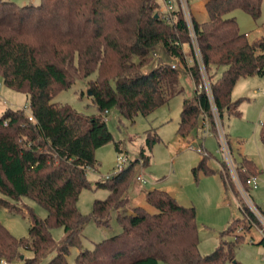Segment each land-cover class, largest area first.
Returning a JSON list of instances; mask_svg holds the SVG:
<instances>
[{
    "label": "trees",
    "instance_id": "1",
    "mask_svg": "<svg viewBox=\"0 0 264 264\" xmlns=\"http://www.w3.org/2000/svg\"><path fill=\"white\" fill-rule=\"evenodd\" d=\"M262 3L207 0L208 19L200 22L193 17L222 121L225 114H242L236 109L242 98H232L238 80L264 74V35L251 40L233 15L243 10L257 20ZM184 44L194 51L179 3L168 14L162 9V0H41L38 5L0 0V76L8 87L28 95L30 110L7 107L0 115V193L5 196H0V206L30 220L24 237H17L0 221L1 260L40 264L53 254L47 264L237 262L236 249L245 235L235 234L231 222L221 232L219 245L202 255L195 206L180 204L167 190L146 192L154 212L144 206H134L129 214L122 212L130 202L128 191L134 179L138 180L140 167L150 164L148 152L158 139L156 134L149 133L147 148L142 147L127 166L95 182L96 188H106L109 194L95 199L90 213L78 207L81 191L91 187L88 170L98 168L96 149L114 139L106 120L110 109L118 107L134 120L139 112L147 115L183 91L180 68L165 58L180 60L195 82L194 94L182 102L178 135L188 136L203 126L205 119L215 130L206 92L197 88L199 67L196 61L185 65ZM158 48L166 57L145 72ZM79 79H88L90 97L98 107L95 114H83L54 101L61 89ZM261 125L264 142V121ZM114 142L121 152L120 142ZM200 152L203 156L193 172H214L208 151L202 148ZM234 161L244 184L259 175L248 156L234 157ZM220 177L226 191L240 193L223 166ZM23 196L42 204L47 215L39 216L22 202ZM21 202L23 206H19ZM240 209L255 217L246 211L243 201ZM113 212H117L121 232L95 242L92 249H80L71 263L68 255L72 248L81 247L86 224L94 220L99 226H109ZM57 226L64 230L60 241L52 233ZM230 235L235 239H226ZM25 251L33 255L29 257Z\"/></svg>",
    "mask_w": 264,
    "mask_h": 264
},
{
    "label": "rangeland",
    "instance_id": "2",
    "mask_svg": "<svg viewBox=\"0 0 264 264\" xmlns=\"http://www.w3.org/2000/svg\"><path fill=\"white\" fill-rule=\"evenodd\" d=\"M19 5L40 4L41 0H9ZM178 0L166 2L162 0V9L169 6L176 9ZM193 17L202 22L208 19L205 1L188 0ZM242 31L249 33V38L254 40L264 35V0L262 12L259 19L255 20L249 13L243 10L234 11ZM185 50V65L189 66L195 62L194 51L188 44L183 45ZM193 47V46H192ZM166 57L164 52L158 48L151 64L144 67L148 72ZM166 62H172L180 68V86L183 91L170 98L162 106L156 108L147 115L139 112L134 120L127 118L118 107L110 109L106 116L107 124L114 139L96 149L95 155L98 159V168H90L87 172L91 187L84 188L79 196L78 207L81 212L88 214L93 209L95 199H103L109 194L106 188H96L95 182L105 179L107 175L114 173L127 166L130 160L135 159L142 147L147 148L149 133L156 134L155 140L149 154L150 164L141 166L138 173L145 181L134 179L128 196L129 204L123 207L125 214L132 213L134 206H144L149 211L156 209L146 201V192L158 188L169 191L177 201L185 206H195L196 219L198 223L199 250L202 255L212 252L220 243L221 232L233 224L235 234H244L245 238L236 249L237 262L228 264H264V242L263 223L256 216L253 218L240 209V201L247 206V212L251 209L241 193L226 191L220 177L221 166L231 176L229 167L223 161L219 152V142L216 135L205 134L204 128H198L195 134L179 136L177 133L181 116L182 102L185 97H191L195 91V82L188 73L186 67L176 58H165ZM222 70L220 69L219 73ZM95 78V74L92 76ZM88 79H79L71 87L63 88L55 96L54 101L60 104H69L83 114H95L98 107L87 92L90 90ZM233 100L242 98L237 110L242 111L241 116L225 114L223 127L229 135L230 146L233 156L239 160L241 155L253 159L259 172V185L250 188L249 193L254 203L264 213V142L261 140V122L264 120V74L241 77L232 91ZM29 112V99L25 92L8 87L0 76V110L7 107H22ZM261 120V122H260ZM121 144V152L117 151L115 142ZM207 148L210 154L208 163L214 169L212 173H206L199 169L197 173L193 168L198 165L202 158L199 149ZM208 154V155H209ZM120 156L122 157L121 160ZM222 163V164H221ZM232 177V176H231ZM0 196L5 197L0 193ZM240 199V200H239ZM22 202L34 208L35 212L45 217L47 210L36 200L23 196ZM19 206H23V203ZM0 221L17 237L27 236L29 233L30 220L20 213L9 211L0 206ZM122 228L117 220V212L112 213L109 226H99L94 220L86 224L84 238L80 248H72L68 259L74 263L75 256L80 249L94 247L95 242L103 240L121 232ZM54 237L60 241L64 237V230L57 226L52 229ZM228 240H234L235 236H226ZM27 256H32L30 251H25ZM53 254L42 260L44 264ZM0 259V264H2ZM20 261L12 264H19ZM158 264H167L159 262Z\"/></svg>",
    "mask_w": 264,
    "mask_h": 264
},
{
    "label": "built area",
    "instance_id": "3",
    "mask_svg": "<svg viewBox=\"0 0 264 264\" xmlns=\"http://www.w3.org/2000/svg\"><path fill=\"white\" fill-rule=\"evenodd\" d=\"M164 1L170 2V0H164ZM202 1H206V0H202ZM178 2L180 4V7H181L183 13H184V16H185V19H186V22L188 25V29H189L190 37H191V43H192V46L194 49V55L196 57L195 61L199 67V71H200V75H201V81L197 85V88L199 90H203L206 92V95H207L209 103H210L211 112L213 114L215 130L212 129L211 122L208 119L204 120V124L202 127L205 130V134L217 136L218 142H219V152L222 154L223 161L226 162V164L228 165L231 176H232L237 188L239 189V192L241 193L242 197L245 199L248 206L250 207L251 211L253 212V214L258 219H260L262 221L263 230L261 232L263 233V236H264V213L254 203V201H253V199L249 193L250 188H257L258 187L259 177L258 176H251L246 180V184H244L243 181L241 180L238 172H237L233 153H232V149L230 146L229 137H228L226 130L223 127V121L219 115V111H218V108H217V105L215 102L210 76H209V73L207 71V67L205 65V62H204V59L202 56V52H201V49H200L199 44H198L197 32L195 30L194 19H193V16L191 14V11H190L188 0H178ZM166 8L167 9H164V10L168 14L173 10L169 6H167ZM173 67H177V65L173 64ZM24 108L26 110L27 106H25ZM1 114H2V110H0V115ZM29 119L30 120L34 119L32 114L29 115ZM263 121L264 120H262V122H261V120H260L261 124L263 123ZM199 151H202V149L200 148ZM120 159L124 160V159H122L121 156H120ZM109 176L110 175H107V177H109ZM137 179L141 182L145 181V179L142 175H139ZM2 261H3L2 264H8L7 260L3 259Z\"/></svg>",
    "mask_w": 264,
    "mask_h": 264
},
{
    "label": "crops",
    "instance_id": "4",
    "mask_svg": "<svg viewBox=\"0 0 264 264\" xmlns=\"http://www.w3.org/2000/svg\"><path fill=\"white\" fill-rule=\"evenodd\" d=\"M207 1V0H206ZM205 1V2H206ZM196 131H198V129H196L194 132H193V134H195L196 133ZM228 134V133H227ZM228 137H229V135H228ZM204 144L202 143V146H203ZM204 147V149L205 150H207V148L205 147V146H203ZM208 151V150H207ZM209 152V151H208ZM222 164V163H221ZM263 238H264V236H263ZM262 241V240H261ZM20 264V263H19ZM44 264H47V261L44 263Z\"/></svg>",
    "mask_w": 264,
    "mask_h": 264
},
{
    "label": "water",
    "instance_id": "5",
    "mask_svg": "<svg viewBox=\"0 0 264 264\" xmlns=\"http://www.w3.org/2000/svg\"><path fill=\"white\" fill-rule=\"evenodd\" d=\"M156 16L158 17V16H159V14H156ZM91 93H92V91H91V90H89V91H88V94H89V95H91ZM21 258H24V255H23V254L21 255Z\"/></svg>",
    "mask_w": 264,
    "mask_h": 264
}]
</instances>
